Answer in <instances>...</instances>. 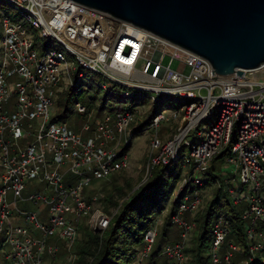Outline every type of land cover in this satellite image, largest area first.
Instances as JSON below:
<instances>
[{"label":"built area","instance_id":"obj_1","mask_svg":"<svg viewBox=\"0 0 264 264\" xmlns=\"http://www.w3.org/2000/svg\"><path fill=\"white\" fill-rule=\"evenodd\" d=\"M2 1L10 9L0 10V260L41 264L46 256V263L51 264L59 253L56 242L62 241L71 262L76 259L72 246L80 219L90 231L101 234L117 211L118 207L110 213L101 210V192L85 196L83 191L93 179L127 167L126 149L131 140L127 128L137 106L95 117L91 127L85 123L82 129L93 132L86 138L68 128L66 120L49 116L58 94L66 88L60 82L72 86L74 80L88 81L90 73L98 77L101 90L121 87L127 103L133 91H143L151 103L163 96L177 101L168 109L161 108L145 127L152 130L153 137L144 163V181L155 165L176 161L178 153L189 169L176 181L175 185L180 183L176 194L188 183L199 187L181 194L170 217L177 236L161 246L162 264L185 263L193 222L183 215L197 211L202 201L198 188L210 179L206 171L218 157H224L228 168L212 183L223 187L232 204L243 203L238 211L243 243L230 237L229 219L220 213L210 227L206 257L210 264H233V252L244 263L256 255L261 257L264 63L239 76H221L195 52L84 4L72 0ZM174 61L182 68L172 67ZM12 95L14 109L8 112L3 106ZM73 106L77 113L90 116L93 112L77 101ZM169 119L177 122L176 132L161 142L156 137L158 125ZM191 134L194 141L189 140ZM185 146H189L187 153ZM68 171L77 180L63 186ZM33 179L44 187L26 193V183ZM17 200H29L37 209L20 211ZM43 209L44 220L40 219ZM29 230H38L41 237L30 236ZM154 234V226L145 232L133 264H143L148 257ZM47 237L54 240L47 243ZM4 245L7 251H3Z\"/></svg>","mask_w":264,"mask_h":264},{"label":"trees","instance_id":"obj_2","mask_svg":"<svg viewBox=\"0 0 264 264\" xmlns=\"http://www.w3.org/2000/svg\"><path fill=\"white\" fill-rule=\"evenodd\" d=\"M94 77H96V75L90 73L89 80L87 82L93 81L92 79H94ZM81 82L82 81L74 80L72 86H68L60 91L56 98L55 105L61 106L62 110L59 114L55 115L56 119L64 120L70 112V105L72 102L73 104L76 102V100H74V96L76 95ZM97 89L99 90L100 88L97 87ZM121 90L122 88L116 85H112L110 91L102 90L104 91V95L100 97V101L95 107L97 112L100 113V111L103 110L105 102L109 98L111 100H118L119 102L127 103V101L120 94ZM132 94V100L127 103L129 105L127 108L130 110L136 105L144 104L146 100V94L141 95L135 93V91H133ZM165 97H167L165 99L169 101L168 107L174 106L175 102H177L173 97ZM94 104L95 98H90L88 104L89 108L94 106ZM163 105L164 96L158 102H153L151 104L146 116H144V119H142L139 124L133 126V124H131L132 122L130 123L133 131L138 132L145 128L150 122L152 116L163 108ZM108 110H113V108H109ZM130 136H132V134H130ZM181 166L182 163L180 161L169 162L165 165H156L152 169V175L150 178L146 179L147 182L145 183V186L134 189L132 192L128 193V195L127 192L120 187L121 185L119 186L113 183L115 189L113 190L114 193H108L104 197L103 211L110 213L112 208L118 207L116 213L111 217L108 226L101 232V234L90 231L86 226H84L82 232L83 235L81 234L79 239L76 238L77 240L74 244L76 259L70 263L133 264L137 252L144 244L143 237L145 232L153 226L155 215L164 209L167 197L169 196L170 198L175 183L178 180ZM206 174H210V179L206 178L203 180L201 185L202 187L209 185L212 183V180L216 178V175L213 172H210V170H207ZM124 184L126 187H129V183L126 180H124ZM197 187L199 186L190 183L184 185L178 194H176L174 200H172L170 210L164 218L159 236H157L155 229L150 253L145 259L147 260L146 264H156V259L158 257L160 258L159 264H162V257L160 256L161 246L165 243L173 241H169L167 238L169 227L174 226L170 217L176 211L181 194ZM130 188L131 187H129V190ZM124 196L126 198L121 201L118 200L120 197L123 198ZM110 207L112 208L110 209ZM220 213H223L229 219L231 232L230 237L238 240L242 245V228L238 216V210L236 205L231 203L223 187L220 185V187H216L213 190L204 209L201 211V215L196 217V221H198V232L196 234L195 243L190 249L192 259L189 261V264H210L206 255H202L201 251L205 248L208 249L210 241V227L213 220ZM191 220L195 221L194 218ZM186 248L184 250L185 260ZM262 258H264V251L261 254V257L256 255L247 264H264V260Z\"/></svg>","mask_w":264,"mask_h":264},{"label":"water","instance_id":"obj_3","mask_svg":"<svg viewBox=\"0 0 264 264\" xmlns=\"http://www.w3.org/2000/svg\"><path fill=\"white\" fill-rule=\"evenodd\" d=\"M206 58L217 75L264 63V0H72Z\"/></svg>","mask_w":264,"mask_h":264},{"label":"rangeland","instance_id":"obj_4","mask_svg":"<svg viewBox=\"0 0 264 264\" xmlns=\"http://www.w3.org/2000/svg\"><path fill=\"white\" fill-rule=\"evenodd\" d=\"M1 2H2V0H0V10L1 11L4 8H7V10L10 9V7L5 2H2V3ZM66 57H68L67 54H66ZM171 66L174 68H177V69L182 68L175 61L171 64ZM13 78H14V76H13ZM92 80L93 81H90V82H87V80H83L79 85V88H78L76 95L74 96V100H76L80 104L84 105L87 109H89V110L92 109V111H93L92 114H90V116H87L86 114L77 113L74 110V106L72 105L73 104V102H72L70 105V112L67 114V116L64 119V120H66V126L70 129H72L75 133H80L81 138H86L87 136H91L93 133L91 130L85 131L82 129V126L85 123H88L91 127L92 126V120L95 117H100L103 114L112 113V112H114L113 110H118V108L121 109L124 106H126V108H127L129 106L127 103L119 102L118 100H111L109 98L106 100L105 107L103 108V110H101L100 113H98L97 109L95 107H96V105H98V102L100 101V97H102L104 95V91H102L101 89H99V90L97 89V83L99 80L97 76L94 77V79H92ZM60 85L62 87L63 86L67 87V85L64 81H61ZM135 93H138V92L135 91ZM139 93L141 95H145V93L143 91H139ZM90 98H95V104H94V106L89 108L88 104H89ZM165 98H167V97L164 96L163 108L168 109L169 108L168 107L169 101ZM177 99H180V98H177ZM14 101H15V95H12L8 99V102L6 104H4L3 108L6 109L8 112L13 111ZM151 104H152L151 101L148 98H146L144 104L136 105L137 109H135V110H137V111L134 112L132 123H131V124H133V126H136V124H139L142 121V119H144V116H146V113L150 109ZM109 108H113V110H108ZM61 110H62L61 106H56L54 104V107H53L52 111H50L49 116L59 114L61 112ZM131 124L127 128V133L132 134L130 143L126 149V155H127V159H128L127 167L120 170V171L112 172V173L108 174L107 176H104V177H101L98 179H93L90 183H88L87 185L84 186L83 193L85 196H89L92 193L98 192V191L102 193L103 196H102V198L98 204V206L101 208V210H103V203H104L103 199H104V197L108 193H114L113 190H115V189H114L113 183H115L119 186L121 185L120 187H122L125 190V192H127V195H128V193L132 192L134 189L144 187L145 183L147 182V181H144L145 179L143 176V174L145 172L144 163L146 161L147 154L150 152L149 151V142H150V139L153 137L152 130H150L149 128H143L138 132H134L132 127H131ZM176 127H177V122L174 120L169 119V120L163 121L160 123V125H158L156 137L162 142L165 139L170 138V136L176 132ZM189 140L194 141V135L193 134L189 135ZM122 145H123V142H121L120 147ZM188 151H189V146H185V152L187 153ZM152 152H154V151H152ZM175 160L180 161L178 153L175 157ZM224 168L225 169L228 168L224 162V157H218V158H214L212 160L211 166L208 168V170H210V172H213L216 176H220L221 173L224 171ZM188 169H189L188 164H183L181 166V170H180L179 177H178L179 180L182 178V176H184V174L188 171ZM60 170L63 171V168H61ZM151 175H152V171L150 172V175L148 176V178H150ZM208 177H210V174H208ZM76 180H77L76 176L68 171L64 174L62 183H63V186H66L67 184H75ZM124 180H126L129 183V187H131L130 190H129V187L125 186ZM179 184L180 183L177 182V184L175 185V187H174V189L170 195V198H169V196L167 197V202H166L164 209L160 213L155 215V217H154L153 226L156 229L157 236L160 235L164 218L166 217V215L168 214V212L170 210L171 202L174 198V195L177 192ZM42 187H44V184L42 182L39 183L36 179H33V180L26 183V189L25 190H26V193H28V192H31L33 190L40 189ZM215 188H216L215 182L210 183L209 185H207L203 188H198L199 192L201 193L202 201H201L200 205L198 206L197 211L193 215H189L187 212L184 213V215H183L184 218L189 219L190 221L193 222V228L190 231V236H189L188 243L186 246L187 247L186 248L187 249L186 250V260H185L184 264H189V261L192 259V253H191L190 249L192 248L193 244L195 243L196 234L198 232V221H196V217L201 215V211L204 209L207 201L209 200V198H210V196H211V194ZM204 191H205V193L203 194ZM121 197L118 199L119 201L126 198L125 196L123 198H121ZM7 198L9 199V195L7 196ZM16 207L20 211H35L37 209V206L32 204L29 200H17L16 201ZM106 208H108V207H106ZM111 208L112 207H110V209ZM236 208L238 211L242 210L243 209V203L242 202L238 203ZM45 216H46V211H45V209H43L42 217L40 219L44 220ZM192 218H194L195 221L191 220ZM84 226H86L85 221L83 218H81L79 221V226H78L77 239H79L81 237ZM28 234L32 237H41V233L38 230H29ZM176 236H177V227L175 225L170 226L169 231H168V235H167L168 240L174 241L176 239ZM1 239H3L2 235H0V240ZM52 240H54L53 237H47L46 242L47 243L52 242ZM56 244L58 246V252L59 253H58L57 257L54 259V262L51 264H72L68 260V253L66 252L62 241H57ZM74 244H75V242H74ZM74 244H73L72 248L75 247ZM2 249H3V251H7L8 246L4 245L2 247ZM201 254L206 255L207 249L206 248L203 249L201 251ZM1 255L2 254L0 251V256ZM43 259L45 262H43L41 264H49V263H46V259H47L46 256L43 257ZM231 259H232V262H234V264H247V263H244L242 261L243 257L238 255L236 252H233ZM262 259L264 260V258H262ZM146 262H147V260H144L143 264H146ZM159 263H160V258L158 257L156 259V264H159ZM0 264H7V263L5 260H3L1 258Z\"/></svg>","mask_w":264,"mask_h":264}]
</instances>
